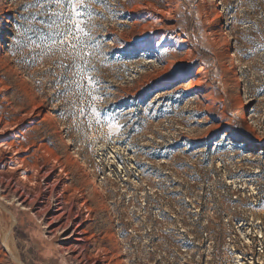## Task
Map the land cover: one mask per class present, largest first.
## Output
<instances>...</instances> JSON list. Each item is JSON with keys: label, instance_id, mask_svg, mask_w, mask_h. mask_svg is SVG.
Instances as JSON below:
<instances>
[{"label": "rangeland", "instance_id": "rangeland-1", "mask_svg": "<svg viewBox=\"0 0 264 264\" xmlns=\"http://www.w3.org/2000/svg\"><path fill=\"white\" fill-rule=\"evenodd\" d=\"M34 4L0 0V264H264V0H104L82 59Z\"/></svg>", "mask_w": 264, "mask_h": 264}, {"label": "snow or ice", "instance_id": "snow-or-ice-1", "mask_svg": "<svg viewBox=\"0 0 264 264\" xmlns=\"http://www.w3.org/2000/svg\"><path fill=\"white\" fill-rule=\"evenodd\" d=\"M103 3L104 0H35V4L32 7L42 8L45 4H55L59 11L54 13V15L60 17V23L64 27L61 31L53 32L50 37H46L45 39L50 40L51 43H63L65 39L70 37L69 46L79 49L80 52L76 53V58L82 59L81 52L95 48L93 43L94 37L91 33V29L94 26L89 24V21L94 18L92 5L100 6ZM47 11L51 12V9H47ZM84 75L87 76L88 83L94 85L93 78L88 76L87 73ZM81 78L83 79L84 76ZM80 86L78 85V87ZM88 95L91 96L92 100L99 99L91 91H89ZM89 111L97 124L104 125L110 129L114 128L117 134L122 129L123 125L119 123L121 114H114L112 112L105 113L95 107H91Z\"/></svg>", "mask_w": 264, "mask_h": 264}, {"label": "bare ground", "instance_id": "bare-ground-1", "mask_svg": "<svg viewBox=\"0 0 264 264\" xmlns=\"http://www.w3.org/2000/svg\"><path fill=\"white\" fill-rule=\"evenodd\" d=\"M9 146V145H8ZM0 207H2L3 209H4V207L2 206V204H0ZM57 209H59V207L57 206L56 207ZM89 210V209H88ZM89 212V211H88ZM61 216V215H60ZM72 216L73 215H68V217H67V221H66V223H65V226H63V230H65L67 227H69L70 225H73L74 224V222H73V219H72ZM63 232V231H62ZM4 233V232H3ZM86 232L84 231V230H82V229H80V226H76L74 229H73V231H72V233L70 234V236H78L79 238H75L74 240L75 241H86L87 239H85V237L83 236L84 234H85ZM82 235V236H81ZM9 236V235H8ZM70 236L67 238V239H69L70 238ZM81 237V238H80ZM5 239H7L5 242H6V246L10 249V250H12V240L10 239V237H8L7 238V234L5 235ZM58 248H60V249H63V250H65V248H63V247H61V246H57ZM83 247V246H82ZM105 259V258H104ZM74 260V259H73Z\"/></svg>", "mask_w": 264, "mask_h": 264}]
</instances>
